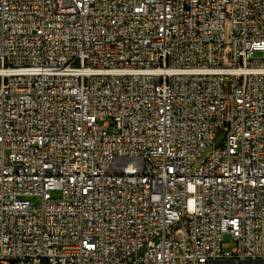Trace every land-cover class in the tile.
<instances>
[{
  "label": "built area",
  "instance_id": "obj_1",
  "mask_svg": "<svg viewBox=\"0 0 264 264\" xmlns=\"http://www.w3.org/2000/svg\"><path fill=\"white\" fill-rule=\"evenodd\" d=\"M0 264H264V0H0Z\"/></svg>",
  "mask_w": 264,
  "mask_h": 264
},
{
  "label": "rangeland",
  "instance_id": "obj_2",
  "mask_svg": "<svg viewBox=\"0 0 264 264\" xmlns=\"http://www.w3.org/2000/svg\"><path fill=\"white\" fill-rule=\"evenodd\" d=\"M59 195V192L54 191L52 193L53 197H56ZM34 201L36 202V204L38 205L39 200L38 199H34ZM234 247V242L232 241V239L226 235L222 236V240H221V251L222 252H229L232 250V248Z\"/></svg>",
  "mask_w": 264,
  "mask_h": 264
}]
</instances>
